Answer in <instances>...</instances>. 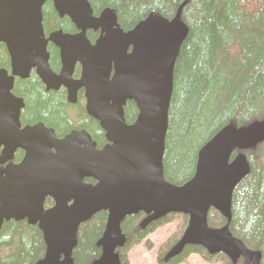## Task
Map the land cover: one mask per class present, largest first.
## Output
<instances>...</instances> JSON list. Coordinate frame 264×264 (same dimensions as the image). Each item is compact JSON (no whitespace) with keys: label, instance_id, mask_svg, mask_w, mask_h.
I'll return each mask as SVG.
<instances>
[{"label":"water","instance_id":"1","mask_svg":"<svg viewBox=\"0 0 264 264\" xmlns=\"http://www.w3.org/2000/svg\"><path fill=\"white\" fill-rule=\"evenodd\" d=\"M49 1L73 22L77 35L56 31L46 37L43 8ZM89 31L100 32L95 44ZM188 35L181 11L173 20L152 13L125 32L113 10L96 17L87 0H0V44L11 61L10 72L0 69V231L10 221L38 225L48 250L37 264H76L80 226L101 211L109 218L95 264H121L117 251L127 241L122 223L140 213L148 216L143 227L171 214L188 216L169 259L188 246H202L211 255L224 253L233 264L261 263V252L247 248L228 226L210 228L208 217L215 209L231 220L234 191L250 174L245 155L233 161L231 156L264 142V122L222 130L200 151L196 174L185 186L165 179L175 68ZM50 43L60 50L59 74L50 66ZM78 65L81 77L75 80ZM33 71L48 91L68 89L72 103L85 89L86 110L106 132L102 150L86 131L59 139L44 124L22 126L25 103L13 90L17 79L27 80ZM128 102L139 110L133 125L125 120ZM19 149L25 157L14 164ZM49 197L56 205L45 210Z\"/></svg>","mask_w":264,"mask_h":264},{"label":"trees","instance_id":"2","mask_svg":"<svg viewBox=\"0 0 264 264\" xmlns=\"http://www.w3.org/2000/svg\"><path fill=\"white\" fill-rule=\"evenodd\" d=\"M94 14L113 10L118 24L125 32L133 30L152 13L173 20L181 11L189 35L178 58L174 91L169 111V127L163 158L165 179L176 187H183L196 174L200 151L222 130L233 126L250 128L264 122V0H87ZM44 29L47 35L57 30L77 34L73 22L61 18L49 1L43 8ZM94 44L99 34L89 32ZM50 65L61 70L59 49L49 45ZM0 69L11 71L8 50L0 44ZM81 74L79 66L74 78ZM13 94L22 98L25 107L21 114L23 127L44 124L60 138L73 130L90 133L99 149L107 144L106 132L85 110L83 91L78 103L70 104L66 89L47 91L36 72L27 80L17 79ZM139 115L134 102L125 107V120L133 125ZM1 153V151H0ZM244 154L250 164L249 176L234 191L232 218L227 220L212 209L208 224L211 228L229 227L232 235L253 252H261L264 264V142L253 148L236 150L234 160ZM25 152L19 150L15 163L22 162ZM94 184V180H86ZM47 199V207H51ZM145 213L127 217L122 232L127 241L118 250L121 264H130L125 252L174 219L178 220V234L158 251L159 264H185L197 254L205 261L233 264L220 253L211 255L202 246H188L177 257L168 255L181 240L189 223L188 216L168 215L143 227ZM109 213L101 211L80 227L78 244L74 250L76 264H94L102 255L98 246L108 222ZM47 246L38 226L27 221L5 222L0 231V264H36L45 257ZM237 264H244L241 259Z\"/></svg>","mask_w":264,"mask_h":264},{"label":"rangeland","instance_id":"3","mask_svg":"<svg viewBox=\"0 0 264 264\" xmlns=\"http://www.w3.org/2000/svg\"><path fill=\"white\" fill-rule=\"evenodd\" d=\"M178 225H179L178 220L174 219L169 224L158 228L156 231L150 234L144 240L143 243L136 245L133 248H131L129 251L125 252L130 264H159L158 251L162 249V247H165L166 243L172 237L178 234L179 231ZM185 264H219V263L207 262L200 255L193 254L188 258Z\"/></svg>","mask_w":264,"mask_h":264},{"label":"flooded vegetation","instance_id":"4","mask_svg":"<svg viewBox=\"0 0 264 264\" xmlns=\"http://www.w3.org/2000/svg\"><path fill=\"white\" fill-rule=\"evenodd\" d=\"M47 3H48V2H47ZM94 15H95V14H94ZM100 15H101V14H100ZM100 15H99V16H100ZM95 16H96V15H95ZM99 16H96V17H99ZM64 18H65V17H64ZM76 29H77V28H76ZM57 31H62V30H57ZM77 31H78V30H77ZM55 32H56V31H55ZM89 32H94V31H89ZM89 32H88V33H89ZM52 33H54V32H51L49 35H47L46 32H45L46 37L48 38ZM78 33H79V31H78ZM78 33H77V34H78ZM95 33L99 34V36H100V32H95ZM65 34H68V33H65ZM77 34H71V35H77ZM88 38H89V37H88ZM98 38H99V37H98ZM98 38H97V39H98ZM89 40H90V39H89ZM90 41H91V40H90ZM96 41H97V40H96ZM96 41H95V43H96ZM95 43H94V44H95ZM50 44H51V43H50ZM50 44H49V45H50ZM92 44H93V43H92ZM51 45H53V44H51ZM48 48H49V46H48ZM57 49H58V48H57ZM48 52H49V51H48ZM59 53H60V50H59ZM49 54H50V53H49ZM50 59H51V56H50ZM60 60H61V58H60ZM50 66H51V65H50ZM78 66H79V65H78ZM79 67H80V66H79ZM61 68H62V64H61ZM76 68H77V67H76ZM80 69H81V67H80ZM53 71H54V70H53ZM60 71H61V70H60ZM60 71H59V72H55V71H54V72L57 73V74H59ZM35 72H36V71H35ZM75 72H76V70H75ZM74 75H75V73H74ZM74 75H73V78H74ZM80 77H81V74H80ZM80 77H79L78 79H80ZM74 79H75V80H78V79H76V78H74ZM42 83H43V82H42ZM45 87H46V86H45ZM46 89H47V87H46ZM61 89H66V88H65V87H62ZM61 89H59V90H61ZM59 90H57V91H59ZM66 90H67V92H68V100H69L70 104H72V105H76V104L78 103V95H79V93L82 92V91H83V93H84V97H85V101H86L85 89H82V90L78 91L77 96H76V101H75V103H72V102L70 101V98H69V91H68V89H66ZM13 91H14V90H13ZM47 91H48V90H47ZM51 91H54V90H51ZM21 99H22V98H21ZM24 103H25V102H24ZM85 110H86V103H85ZM86 112H87V110H86ZM87 114H88V112H87ZM88 116H89V114H88ZM90 117H91V116H90ZM97 122H98V121H97ZM46 127H47V126H46ZM47 128H48V127H47ZM49 129H51V128H49ZM73 131H85V130H77V129H75V130H73ZM73 131H72V132H73ZM72 132H71V133H72ZM86 132H87V131H86ZM55 133H56V132H55ZM71 133H70V134H71ZM88 133H89V132H88ZM89 134H90V133H89ZM56 136H57V134H56ZM66 136H67V135H66ZM66 136H65V137H66ZM57 137H58V136H57ZM65 137H63V138H65ZM91 137H92V136H91ZM58 138H59V139H63V138H60V137H58ZM92 139H93V138H92ZM93 141H94V140H93ZM94 142H95V141H94ZM95 143H96V142H95ZM96 147H97L98 150H102V149H99V148H98L97 144H96ZM2 150H3V149H0V151H1L0 155L2 154ZM19 150H21V149H19ZM19 150H18V151H19ZM18 151H17V152H18ZM21 151H22V150H21ZM17 152H16V153H17ZM16 153H15V155H16ZM24 157H25V156H24ZM23 159H24V158H23ZM22 161H23V160H22ZM13 162H14V164H16V163H15V157H14ZM19 164H20V163H19ZM87 180H92V179H87ZM85 182H86V180H85ZM86 183H87V182H86ZM88 184H90V183H88ZM95 184H96V183H95ZM47 199H51V201H50V202H51V207H50V208L47 207V204H46ZM47 199H46V202H45V210H49V209L55 207L56 202L54 201V199H52V198H50V197L47 198ZM84 224H85V223H84ZM82 225H83V224H82ZM82 225H81V226H82ZM35 226H38V225H35ZM81 226H80V227H81ZM38 227H39V226H38ZM43 238H44V236H43Z\"/></svg>","mask_w":264,"mask_h":264},{"label":"bare ground","instance_id":"5","mask_svg":"<svg viewBox=\"0 0 264 264\" xmlns=\"http://www.w3.org/2000/svg\"><path fill=\"white\" fill-rule=\"evenodd\" d=\"M90 221V220H89Z\"/></svg>","mask_w":264,"mask_h":264}]
</instances>
